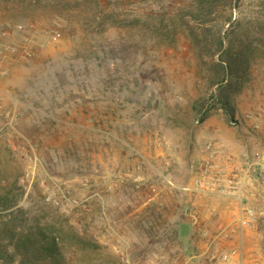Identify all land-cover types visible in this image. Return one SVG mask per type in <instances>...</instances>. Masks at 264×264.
<instances>
[{
	"label": "rangeland",
	"instance_id": "rangeland-1",
	"mask_svg": "<svg viewBox=\"0 0 264 264\" xmlns=\"http://www.w3.org/2000/svg\"><path fill=\"white\" fill-rule=\"evenodd\" d=\"M189 2L0 0V177L18 179L22 213L62 216L66 264H213L238 233L208 242L235 225L215 207L257 203L247 183L241 200L184 188L207 162L228 174L256 155L264 0H238L233 25L218 18L225 46L244 48L231 111L184 34L161 44L146 32L148 15L167 22Z\"/></svg>",
	"mask_w": 264,
	"mask_h": 264
},
{
	"label": "trees",
	"instance_id": "trees-1",
	"mask_svg": "<svg viewBox=\"0 0 264 264\" xmlns=\"http://www.w3.org/2000/svg\"><path fill=\"white\" fill-rule=\"evenodd\" d=\"M237 1L190 0L187 7L169 13L167 22L154 21L155 15L146 18V32L161 44H170L177 32L185 35L204 64L201 68L211 71L205 76L208 85L216 87L211 99L228 111L232 108L229 92L236 89L244 71V48L225 46L226 31L222 34V27L217 25L222 12L227 14L225 23L234 24L232 9ZM207 54L211 58L210 66L203 60ZM206 102L202 99L199 103V118L206 112ZM5 178L0 177V259L5 262L17 259L20 264H66L60 236L62 216L47 213L38 217L22 213V209L16 207L20 194L18 179L9 184Z\"/></svg>",
	"mask_w": 264,
	"mask_h": 264
},
{
	"label": "built area",
	"instance_id": "built-area-1",
	"mask_svg": "<svg viewBox=\"0 0 264 264\" xmlns=\"http://www.w3.org/2000/svg\"><path fill=\"white\" fill-rule=\"evenodd\" d=\"M253 126L258 127L259 121L254 123ZM218 150L217 153L222 149ZM216 164H218V166L220 165L219 162H207L202 173L194 179V185L191 188L186 186L184 189H191L197 193L201 192L203 194L217 192L219 194L234 196L238 200H241L239 193L242 191V185L247 183L251 188L250 194L256 198L257 203L246 202L239 210L238 219L237 221L235 220L234 226L229 224L225 225L215 234L203 232V235H207L208 242L210 243L216 242L218 238L231 237L233 230L248 228L257 220L260 221L264 227V167L262 155L256 152V155L249 160L247 159L244 165L228 174H209L205 171ZM218 171H220V169H218ZM237 254V249H228L221 252L218 256L213 254L210 258L213 264H228L232 256Z\"/></svg>",
	"mask_w": 264,
	"mask_h": 264
},
{
	"label": "crops",
	"instance_id": "crops-1",
	"mask_svg": "<svg viewBox=\"0 0 264 264\" xmlns=\"http://www.w3.org/2000/svg\"><path fill=\"white\" fill-rule=\"evenodd\" d=\"M262 129L264 128L261 127V130L256 132V138L253 141L254 147L252 148H254L253 150H256L258 153H261L264 167V131H262ZM218 204L219 205L215 207L216 212L218 213H211L213 217L218 214L217 218H224L223 223H228V220L231 218L230 216L234 215L233 218H235L237 221V213H231V211L228 210V206H226L225 209L220 203ZM207 214L209 213L204 215ZM258 223L259 222L257 221L253 222L249 228H242L238 230V233H234L235 238L233 241L230 240L227 244L223 245L224 250H238V254L233 255L231 261L228 264H264V228Z\"/></svg>",
	"mask_w": 264,
	"mask_h": 264
}]
</instances>
